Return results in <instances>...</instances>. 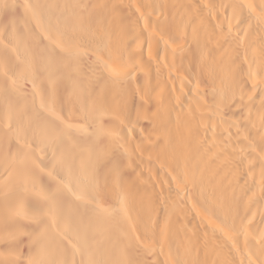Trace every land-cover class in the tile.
<instances>
[{
    "label": "bare ground",
    "instance_id": "1",
    "mask_svg": "<svg viewBox=\"0 0 264 264\" xmlns=\"http://www.w3.org/2000/svg\"><path fill=\"white\" fill-rule=\"evenodd\" d=\"M0 264H264V0H0Z\"/></svg>",
    "mask_w": 264,
    "mask_h": 264
}]
</instances>
